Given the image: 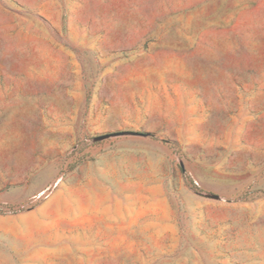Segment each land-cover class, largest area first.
<instances>
[{
	"label": "rangeland",
	"instance_id": "rangeland-1",
	"mask_svg": "<svg viewBox=\"0 0 264 264\" xmlns=\"http://www.w3.org/2000/svg\"><path fill=\"white\" fill-rule=\"evenodd\" d=\"M0 264H264V0H0Z\"/></svg>",
	"mask_w": 264,
	"mask_h": 264
},
{
	"label": "water",
	"instance_id": "water-1",
	"mask_svg": "<svg viewBox=\"0 0 264 264\" xmlns=\"http://www.w3.org/2000/svg\"><path fill=\"white\" fill-rule=\"evenodd\" d=\"M125 134H137L136 132H124ZM110 135H101V136H97V137H94L93 138V141H100V140H103V139H106L107 137H109ZM207 196L209 197H212V198H220V196L216 195V194H206Z\"/></svg>",
	"mask_w": 264,
	"mask_h": 264
}]
</instances>
